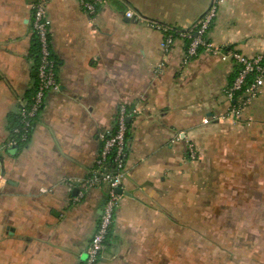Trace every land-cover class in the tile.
<instances>
[{
  "label": "crops",
  "instance_id": "obj_1",
  "mask_svg": "<svg viewBox=\"0 0 264 264\" xmlns=\"http://www.w3.org/2000/svg\"><path fill=\"white\" fill-rule=\"evenodd\" d=\"M213 1L107 0L90 15L79 0H0V177L7 180L0 183V264L86 261L109 190H91L76 203L68 181L89 175L121 106L130 112L126 176L98 264H172L171 233L186 239L189 217H204L193 196L202 178L189 176V165L207 162L189 161L188 143L200 152L209 132L226 129L232 104L225 92L237 66L223 54L264 57V0H218L207 35L215 52L191 60L184 40L165 51V36L148 21L190 31ZM39 2L47 8L59 90L47 94L25 148L10 146L21 107L36 95ZM129 10L141 19L129 20ZM238 121L249 128L236 131L237 146L219 152L216 165H243V184L256 178L263 185L264 86ZM244 206L246 218L256 216Z\"/></svg>",
  "mask_w": 264,
  "mask_h": 264
},
{
  "label": "built area",
  "instance_id": "obj_2",
  "mask_svg": "<svg viewBox=\"0 0 264 264\" xmlns=\"http://www.w3.org/2000/svg\"><path fill=\"white\" fill-rule=\"evenodd\" d=\"M79 1L83 9L90 15H95L98 9L107 2V0ZM218 5V0H214L203 19L190 31H183L154 21H148V23L165 36L162 45L165 51H170L176 40L189 41L187 59L191 60L198 56L200 49H204L205 52H215L207 40V35L217 16ZM126 17L129 20L133 18L141 19L131 10L126 13ZM32 27L37 35L40 50L36 95L31 104H24L21 107L19 112L20 125L13 131L14 138L11 137L10 146L27 142L35 128V121L42 110L47 94L59 90L57 80L58 63L51 48L47 8L43 2L37 3L34 7ZM223 58L234 62L238 70L236 79L225 92L226 99L232 104L228 116L238 121L242 118L245 108L262 93L264 57L249 58L241 53L229 50L223 54ZM129 118L128 107L121 106L117 114L114 131L100 138L102 146L89 175L83 179L68 181L71 189L79 190L75 198L76 203H80L91 190L103 187H107L109 190L98 229L90 241L86 251L87 258L83 264H98L102 253L107 248L109 234L122 199V195L118 194L117 191L123 188L126 176ZM187 155L189 160H197L198 154L193 144L188 145ZM6 182L7 180L4 177H0V183ZM42 192L47 193L48 190L43 189Z\"/></svg>",
  "mask_w": 264,
  "mask_h": 264
},
{
  "label": "rangeland",
  "instance_id": "obj_3",
  "mask_svg": "<svg viewBox=\"0 0 264 264\" xmlns=\"http://www.w3.org/2000/svg\"><path fill=\"white\" fill-rule=\"evenodd\" d=\"M222 124L226 129L209 132L200 152L194 141L188 143L195 146L197 163L201 158L207 162V165H189V176L202 178L198 183L199 195L193 196L198 200V207H203L204 217H189L186 239L183 235L171 233L172 264H178L174 262L179 257L185 258L186 264H254L255 261L258 264L264 263V218L260 217H264V182L261 185L253 178V184L245 186L242 182L244 173H240L243 172V165H216L219 152L222 151L227 156L226 148L231 146L233 151V147L237 146L239 139L234 138L236 131L249 127L232 118L230 121L224 119ZM219 142H222L221 145ZM237 168L240 170H236ZM256 174L258 176V173ZM246 204L251 205L256 216H244V210L248 209L244 206ZM233 206L235 212L232 210ZM221 214L226 216H220ZM217 215L220 219H217ZM234 215L237 217H232ZM196 219L200 227L192 230L190 227L196 225ZM213 220L215 230L212 227ZM180 241L186 243V250L178 249ZM156 255L159 257L158 253ZM156 262L159 264L160 261Z\"/></svg>",
  "mask_w": 264,
  "mask_h": 264
},
{
  "label": "trees",
  "instance_id": "obj_4",
  "mask_svg": "<svg viewBox=\"0 0 264 264\" xmlns=\"http://www.w3.org/2000/svg\"><path fill=\"white\" fill-rule=\"evenodd\" d=\"M34 15V14H33ZM33 21V20H32ZM35 46H34V48H36V50H37V52H38V58H40V50H39V42H38V38H37V35L35 34ZM51 37V36H50ZM186 43H187V46H186V51H187V48H188V46H189V41H185ZM202 52H204V49H200L199 50V52H198V56L202 53ZM197 56V57H198ZM237 74H238V70H236L235 71V75H234V78H233V81H232V83L234 82V80L236 79V77H237ZM231 83V84H232ZM16 122H17V124L13 127V129L11 130V132H10V134H11V136H12V138H14V135H13V131L17 128V127H19V125H20V119H19V116L17 117V119H16ZM30 139H31V137L27 140V142H21V143H18L17 145H16V147H22V146H24V148H25V146L30 142ZM111 232V231H110ZM110 235V234H109ZM108 243V242H107Z\"/></svg>",
  "mask_w": 264,
  "mask_h": 264
},
{
  "label": "water",
  "instance_id": "obj_5",
  "mask_svg": "<svg viewBox=\"0 0 264 264\" xmlns=\"http://www.w3.org/2000/svg\"><path fill=\"white\" fill-rule=\"evenodd\" d=\"M128 123H130V119H128ZM117 192H118V194L123 195L122 189L118 190ZM78 193H79V190L78 189H74L73 196L77 197ZM86 257H87V255H86Z\"/></svg>",
  "mask_w": 264,
  "mask_h": 264
}]
</instances>
